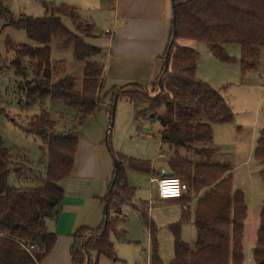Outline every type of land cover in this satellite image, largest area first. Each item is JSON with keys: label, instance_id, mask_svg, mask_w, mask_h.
Instances as JSON below:
<instances>
[{"label": "trees", "instance_id": "16d2710c", "mask_svg": "<svg viewBox=\"0 0 264 264\" xmlns=\"http://www.w3.org/2000/svg\"><path fill=\"white\" fill-rule=\"evenodd\" d=\"M43 8L41 17L23 15L8 21L12 26L24 29L34 43L17 44L10 40L6 43V47L14 51L10 66L21 78L18 94L24 98L21 103L25 106L42 103L47 98L61 100L72 112L74 120L81 124L95 113L102 99V65L93 59L101 49L63 24L61 18L65 16L77 24L76 28L83 23L76 8L45 2ZM172 8L162 70L149 85L152 92L158 89L161 93L163 81L168 79L165 92L171 97L160 99V93L151 97L141 85L129 83L131 90L110 92V119L117 97L124 94L134 107L135 120L144 119L148 110L160 121L159 138L162 143L174 149L187 150L201 145L199 156L205 159L214 152L204 147L212 139L211 124L232 122L234 114L215 88L196 77L199 53L192 47L176 46V41L204 42L210 54L221 63L231 61L226 46L238 45L243 81L246 73L260 64L264 50V0H172ZM86 26L93 28L92 24ZM54 41L59 49L71 47L73 59L83 64L80 81L65 71H60L62 76L56 77L59 63L51 59ZM174 47L176 49L172 53ZM170 58L171 72L168 73ZM160 105L164 111L156 113ZM52 115L47 109H41L22 126L25 133L35 135L44 146V178L22 165L12 169L13 155L0 137V264H42L55 245L56 235L47 228L46 219L56 217L63 202L64 193L57 182L73 171L79 138L75 132L58 131ZM109 151L112 173L102 199V220L95 228L79 227L72 233L69 248L71 264H96L89 256L91 252L96 256L115 258L110 235L125 239V233L117 230L125 216L110 215V205L113 201L132 203L134 191L127 185L128 170L151 171L149 162L114 154L110 146ZM253 156L264 162V129L259 133ZM168 164L170 176L182 178L190 195H198L203 190L193 212L196 232L193 246L180 238V223L189 219L187 215L182 214L177 222L168 225L173 237V256L169 264H243L241 244L247 207L243 192L232 188L229 166L194 163L181 156L171 157ZM11 172L17 179L34 177L41 184L9 186ZM137 210L150 233L149 262L163 264L157 250L156 228L143 208ZM252 258L254 264H264V203L259 213Z\"/></svg>", "mask_w": 264, "mask_h": 264}, {"label": "rangeland", "instance_id": "374dc122", "mask_svg": "<svg viewBox=\"0 0 264 264\" xmlns=\"http://www.w3.org/2000/svg\"><path fill=\"white\" fill-rule=\"evenodd\" d=\"M43 2H54L57 5L63 1L0 0V137L13 155L12 169L22 165L31 168L34 173L44 178V160L46 159L44 146L35 135L25 133L22 126L32 116L37 115L41 109H47L53 114L58 131L75 132L79 138V145L75 153V166H82L81 173L85 178H80L77 181L69 179L66 182V188L71 196L72 194H81L83 198L85 197L83 216L89 226H96L102 219L104 209L100 197L104 194L111 178L112 156L109 146L114 154L140 160L153 159L157 152L167 151L168 146L161 144L159 139V131L162 128L160 121L156 117H152V113L146 110L144 121L136 123L134 107L124 94L117 97L110 119V92L112 90H131L132 88L118 87L123 86L124 83L113 82L108 76L102 80L103 87L100 93L102 99L95 113L81 124L74 120L72 112L61 100L47 98L42 103L32 106H25L21 103L24 102L22 95L18 94L21 78L15 75L14 69L10 66L14 51L8 49L6 43L7 40L17 44L34 45V43L27 37L24 29L16 28L8 21L10 18L16 20L23 15L43 16ZM76 10L83 23L76 28L77 24H73L65 16L61 18L63 24L74 34L83 36L86 42L93 43L90 39L94 34L93 28L87 27L86 24L93 25L95 22L93 18L96 19L98 15V20H96L101 25L99 12L89 11L87 8L80 11L76 8ZM100 25L98 28H101ZM176 46H182L179 45L178 40ZM175 49L176 47L173 48L172 53ZM196 49L200 59L197 78L208 82L215 88L226 100L234 114L232 122L211 124L213 134L210 143L213 147L219 148L220 152L211 155L209 160L210 162L217 160L222 163L228 161L231 164L230 174L233 190L243 192L247 207L241 244L243 264H254L252 248L255 245L259 213L264 202V162L257 161L253 156L259 133L264 129V79L261 81L259 75L260 70H264V50L261 54L260 64L253 71H248L242 81L238 45H228L227 53L231 57L229 63H221L216 60L207 50L204 42H196ZM99 55H94L93 59L97 60ZM171 58L167 64L168 73L171 72ZM51 59L58 60L59 63L57 78L62 76L60 71H65V74L81 80L83 64L73 59L71 47L56 49L54 41L51 44ZM156 74L153 75V78ZM133 76L139 79L135 81L142 85L147 84L150 80L147 71H139L137 75ZM135 81L129 83H135ZM167 84L168 79L165 78L162 86L164 90L161 93L158 89L155 92L148 89L149 96L155 97L160 93V99L170 98L171 95H166L165 92V89L166 91L168 89ZM163 111L164 107L160 105L156 113ZM108 163L111 166L107 167ZM178 178L184 181L182 178ZM127 181L134 188L133 200L148 204V217L149 219L153 218L156 228L155 236L159 257L163 264H169L173 255V237L168 225L175 221L172 218L176 214V209L168 207L171 203L169 200L162 201L157 198L156 185L150 183L147 174L128 170ZM40 184L34 177L17 179L12 172L8 177L9 186L26 187L39 186ZM184 196L193 197L188 191ZM119 212H122L121 209ZM123 214L126 217L124 228L127 241H117L111 234L110 239L114 243V251L118 260L108 259L106 260L107 264H147L150 251L149 229L143 224L138 211L125 207ZM180 238L191 247L193 246L196 232L192 219L180 223Z\"/></svg>", "mask_w": 264, "mask_h": 264}, {"label": "crops", "instance_id": "0c3cea01", "mask_svg": "<svg viewBox=\"0 0 264 264\" xmlns=\"http://www.w3.org/2000/svg\"><path fill=\"white\" fill-rule=\"evenodd\" d=\"M62 1L63 2L57 5L54 2L48 4L53 6H58L60 4H67V5L71 4L72 7L78 8L79 11L82 10L83 8H87L89 11L93 10L99 12L101 25L97 21L98 20L97 19L98 15H97L96 16L97 20L93 18L95 21L93 23L94 34L90 38L91 42L93 43L89 42V44L93 46H97L101 49V53L97 60L102 65L103 80L108 76L113 82L124 83L123 86H118V87L126 86L124 87V89L132 88L130 85L128 86L129 82L139 80L137 78H134L133 75H137L139 71H147V74L150 75L149 76L150 80L147 84L142 85L135 81L136 84L141 85L147 92V90L150 89L149 86L150 83L157 77V75L162 70V64H163L162 57L168 44L169 30L171 27V21L173 17L172 0H62ZM99 25L101 28H98ZM178 43L179 45L182 46L192 47L197 51L195 41L180 39L178 40ZM57 47L58 44L56 42V49H58ZM227 47L228 46H226V50ZM160 62L161 64H159ZM197 68H198V64L195 69L196 77H197ZM155 73L157 74L153 78V75ZM143 121H144L143 119H140V121L135 120L136 123H140ZM161 144L164 143L161 142ZM167 146H168L167 151H159L157 152L156 156L153 159L141 160V161L150 163L151 171L145 174L149 176L150 183L156 185L157 198L162 201L169 200L171 203L169 204L168 207L176 209L175 210L176 214H174L175 216L172 218L175 219V221L172 223H175L180 219L182 214L187 215L189 219L193 218V212H194L196 200L203 193V190H201L198 195H193V197L191 196L189 198L183 195L181 198L178 199H161L158 196L156 181L159 178L164 177L163 173L165 172L171 173L168 164V160L171 157L181 156L190 159L194 163L205 162L212 164L228 165L230 168L229 174L232 168H231V164L228 161L226 163H222L219 161L217 162V160L215 162H210L209 157H211V155L216 154L217 152H220L219 148L213 147L212 143H208L204 146L205 148L214 151L208 157L203 156L205 159L199 156L201 155L198 152L199 148L203 147L201 145H196L191 150H187L184 148L174 149L171 148L169 145ZM109 166H111L110 163H108L107 167ZM81 168L82 166L80 165L75 166V159H74V168L72 173L68 177L63 178L57 182V184L62 188L64 193L63 202L59 208L57 216L46 219L47 228L50 231L54 232L56 235V242L51 252L43 260L42 264H71L69 248L72 242V237H71L72 233L79 227L95 228L100 224L99 223L96 226H89L87 220L83 216V210L86 202L85 197L83 198L81 194H76V195L72 194L71 196L66 188V182L69 179L73 181H77L80 178H85L83 176V173H81ZM110 168H111L110 172L112 173V166ZM108 185L106 186L104 194H102V196L100 197L102 203H103L102 199L107 193ZM127 185L131 187L128 184V181H127ZM131 188L134 191V188L133 187ZM136 204L138 205L136 206ZM125 207L134 209L138 211L139 214L140 212L139 210H137V208H143L146 211L148 217V211H149L148 204L146 205L145 202L142 201L136 202L134 200H132L131 204H119L117 201H113L110 205V215L118 216V217H121V215L125 216V214H123V209ZM119 209H121L122 211L121 213L119 212ZM125 220L122 223L119 222L117 226L118 231H123L125 233L124 240H119L115 237L116 240L120 242L127 241L126 229L124 228ZM148 220L152 223L154 222L153 218L149 219L148 217ZM112 244L114 250V243L112 242ZM150 250H151V243H150ZM89 256L92 261H96V264H107L106 260L109 259L102 255L96 256L94 252H91ZM149 257H150V251L147 258V264H150ZM112 260L113 261L118 260L116 253H115V258H113Z\"/></svg>", "mask_w": 264, "mask_h": 264}, {"label": "built area", "instance_id": "2783aa9c", "mask_svg": "<svg viewBox=\"0 0 264 264\" xmlns=\"http://www.w3.org/2000/svg\"><path fill=\"white\" fill-rule=\"evenodd\" d=\"M259 75L262 81L264 79V70H260ZM156 182L157 194L161 199H178L188 191V185L186 182L178 177L165 176L159 178Z\"/></svg>", "mask_w": 264, "mask_h": 264}, {"label": "water", "instance_id": "95a60500", "mask_svg": "<svg viewBox=\"0 0 264 264\" xmlns=\"http://www.w3.org/2000/svg\"><path fill=\"white\" fill-rule=\"evenodd\" d=\"M163 176H164V177H165V176H170V173L165 172V173H163Z\"/></svg>", "mask_w": 264, "mask_h": 264}]
</instances>
